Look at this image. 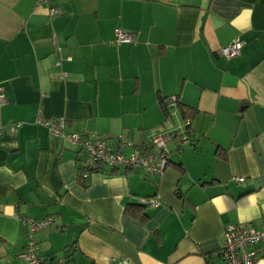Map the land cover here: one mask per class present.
<instances>
[{"label":"crops","instance_id":"0c3cea01","mask_svg":"<svg viewBox=\"0 0 264 264\" xmlns=\"http://www.w3.org/2000/svg\"><path fill=\"white\" fill-rule=\"evenodd\" d=\"M49 6L59 13L0 0V264H27L22 219L51 220L34 235L43 264H224L226 227L264 222V0ZM116 31L134 41L115 44ZM237 39L239 55L225 59ZM172 96L176 115L165 116L160 100ZM40 119L110 143L147 131L189 141L169 145L160 177L120 170L80 183L79 155ZM142 199L158 206L129 207ZM255 250L264 264V241Z\"/></svg>","mask_w":264,"mask_h":264},{"label":"built area","instance_id":"2783aa9c","mask_svg":"<svg viewBox=\"0 0 264 264\" xmlns=\"http://www.w3.org/2000/svg\"><path fill=\"white\" fill-rule=\"evenodd\" d=\"M53 0H36L37 5L48 7L50 16H56L59 12L49 5ZM134 41V36L122 31H116L114 43L130 44ZM243 42L232 41L228 46L221 49L222 56L229 60L239 55ZM177 98L169 97L167 107L171 110L176 107ZM5 104V98L0 89V109ZM42 124L48 133L56 138L66 141L79 155V170H84L82 177L88 178L92 171L107 169L137 170L143 178L150 176L160 177L168 165L169 145L180 148L188 142L185 133H169L162 135H150L144 137L139 143L119 136L110 141L90 137L88 135H77L67 133L64 129L63 121H43ZM189 123H187L188 125ZM2 131L0 129V137ZM78 171V170H77ZM237 182H242L243 178H236ZM145 206H158L156 199H142L140 201ZM50 219L36 221L32 219H22L23 225L27 228V241L21 257L27 264H43V259L39 256L38 247L35 240V233L50 224ZM264 241V222L261 229H254L248 224L230 225L226 227L223 235V242L218 253L224 264H253L257 257L256 246ZM61 259L56 264H64Z\"/></svg>","mask_w":264,"mask_h":264},{"label":"trees","instance_id":"16d2710c","mask_svg":"<svg viewBox=\"0 0 264 264\" xmlns=\"http://www.w3.org/2000/svg\"><path fill=\"white\" fill-rule=\"evenodd\" d=\"M176 97V96H175ZM168 98L169 97H167V98H161V100H160V105H161V108H162V110H163V113H164V115L165 116H167V115H169V111H170V109L167 107V100H168ZM177 98V97H176ZM179 103V100H178V98H177V103L176 104H178ZM180 110H181V113L183 114V116L184 117H186V115H187V111H186V109L183 107V106H180ZM188 118V117H187ZM186 119V118H185ZM188 127H190V124H188L187 125V130L189 129ZM185 134L187 135L188 134V132H185ZM86 136V135H85ZM188 136V135H187ZM189 138V137H188ZM105 140V139H104ZM167 162H168V165L170 164V157H168L167 158ZM167 165V166H168ZM77 180L80 182V183H84V181H86L88 178H86V179H84L83 177H82V173H83V171L84 170H79V167L77 168ZM120 170H123V169H118V168H114V169H107V168H101V169H97V170H94V171H92V173H103V174H107V175H109V174H113V173H117L118 171H120ZM125 171H128V170H125ZM131 171H135V170H131ZM143 206H145V205H143L141 202H139V205H130L129 207L130 208H134V209H140L141 207H143ZM218 255H220L219 253H218ZM65 261H66V259H64Z\"/></svg>","mask_w":264,"mask_h":264},{"label":"rangeland","instance_id":"374dc122","mask_svg":"<svg viewBox=\"0 0 264 264\" xmlns=\"http://www.w3.org/2000/svg\"><path fill=\"white\" fill-rule=\"evenodd\" d=\"M170 113H172V116H175L176 115V111H175V108H172L171 109V111H170ZM148 132V133H147ZM146 132V134H145V136L147 137V136H150V135H162V134H164L165 132H162V131H158V132H156V131H147ZM139 141V140H138ZM138 141H135V142H138Z\"/></svg>","mask_w":264,"mask_h":264}]
</instances>
